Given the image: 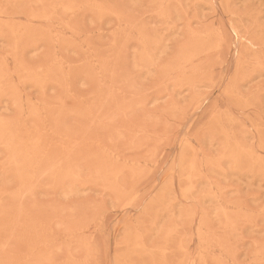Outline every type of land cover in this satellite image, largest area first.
<instances>
[{"label":"rangeland","instance_id":"rangeland-1","mask_svg":"<svg viewBox=\"0 0 264 264\" xmlns=\"http://www.w3.org/2000/svg\"><path fill=\"white\" fill-rule=\"evenodd\" d=\"M0 264H264V0H0Z\"/></svg>","mask_w":264,"mask_h":264}]
</instances>
